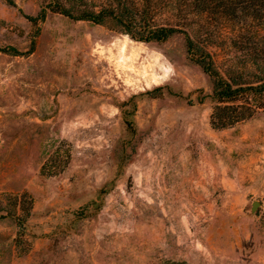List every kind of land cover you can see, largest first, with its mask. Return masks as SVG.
Returning a JSON list of instances; mask_svg holds the SVG:
<instances>
[{
	"label": "rangeland",
	"instance_id": "374dc122",
	"mask_svg": "<svg viewBox=\"0 0 264 264\" xmlns=\"http://www.w3.org/2000/svg\"><path fill=\"white\" fill-rule=\"evenodd\" d=\"M137 1L135 37L143 21L176 24L221 76L254 81L239 24ZM12 2L0 0V264H264V98L218 128L227 111L184 34L144 43L125 19L88 20L111 0Z\"/></svg>",
	"mask_w": 264,
	"mask_h": 264
},
{
	"label": "trees",
	"instance_id": "16d2710c",
	"mask_svg": "<svg viewBox=\"0 0 264 264\" xmlns=\"http://www.w3.org/2000/svg\"><path fill=\"white\" fill-rule=\"evenodd\" d=\"M10 5H13L12 0H6ZM157 1L165 0H148L146 2L150 6L156 4ZM171 1V9L179 13L191 10L195 14H215L222 16L224 23L231 22L239 24L240 40L234 42V46L246 53L254 67L253 72L249 74L254 80L248 84H240L237 80L224 78L215 68L211 55L203 45L193 41V39L183 30L166 25H151L143 21L140 23L142 33L140 37H135L131 32V24H134L138 19V13L144 12L142 6L137 0H111V4L107 10L101 11L98 14L88 15V20L96 23H101L105 18H113L119 23H123V19L127 20L125 33L130 35L137 41L163 42L172 37L175 33H182L185 36L186 53L188 58L212 79V94L211 98L215 103V111L225 112L224 117L229 123H221L218 128H224L228 125L240 121L241 118L249 117L251 112L256 108H260L262 104L257 102L258 99L264 98V0H167ZM176 4L178 6H176ZM180 9V10H179ZM179 13L176 16L179 17ZM186 15V14H185ZM184 15V17H185ZM181 31V32H180ZM241 76V75H239ZM246 85V86H244ZM251 95L245 96L246 94ZM254 104H251L249 101ZM240 102L238 106H220L222 104ZM238 111L242 114L237 115ZM244 111V112H243ZM222 120V118H221ZM224 121V120H222ZM170 264H185L182 262H173Z\"/></svg>",
	"mask_w": 264,
	"mask_h": 264
},
{
	"label": "water",
	"instance_id": "95a60500",
	"mask_svg": "<svg viewBox=\"0 0 264 264\" xmlns=\"http://www.w3.org/2000/svg\"><path fill=\"white\" fill-rule=\"evenodd\" d=\"M255 206H256V204H253L252 211H254V210H255Z\"/></svg>",
	"mask_w": 264,
	"mask_h": 264
}]
</instances>
